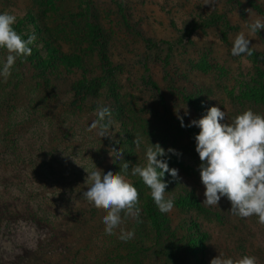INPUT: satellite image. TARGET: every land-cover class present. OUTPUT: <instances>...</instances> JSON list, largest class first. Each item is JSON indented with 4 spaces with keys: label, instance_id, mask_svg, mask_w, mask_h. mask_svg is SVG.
I'll return each instance as SVG.
<instances>
[{
    "label": "rangeland",
    "instance_id": "obj_1",
    "mask_svg": "<svg viewBox=\"0 0 264 264\" xmlns=\"http://www.w3.org/2000/svg\"><path fill=\"white\" fill-rule=\"evenodd\" d=\"M3 12L16 15L15 30L36 41L7 82L0 78V264H170L147 250L151 232L139 209L122 225L133 239L104 233L106 213L82 198L86 170L115 174L134 158L144 166L147 147L158 143L182 153H169L181 177L172 182L165 173L171 189L188 186L205 199L199 159L176 113L184 122L199 119L209 100L231 118L230 97L253 66L250 56L231 55L232 44L243 33L264 53V29L251 35L248 28L264 20V0H0ZM227 20L234 29L224 36ZM101 106L111 112L101 122L105 137L88 130ZM129 171L121 174L129 179ZM218 205L229 222L192 208L170 211L176 237L194 245L183 253L187 264H210L220 253L264 264V225L230 213L226 197Z\"/></svg>",
    "mask_w": 264,
    "mask_h": 264
},
{
    "label": "clouds",
    "instance_id": "obj_2",
    "mask_svg": "<svg viewBox=\"0 0 264 264\" xmlns=\"http://www.w3.org/2000/svg\"><path fill=\"white\" fill-rule=\"evenodd\" d=\"M17 17L9 12L0 13V51L4 56L0 58V78L4 82L12 75V69L17 59L26 60L32 54V45L36 41L34 33L19 34L14 25ZM251 35L264 29V20L256 19L248 25ZM250 40L243 33L235 37L231 55L251 56ZM185 108V115H188ZM111 115L107 107L97 109V120L88 127L89 131L100 129V137L109 136L108 125L101 123ZM181 127L199 128L194 136L195 151L199 156V176L204 187L203 203L205 206H217L222 197H226L231 204L230 213L241 219L253 216L257 223L264 225V114L245 109L225 122L226 111L219 106H211L206 114L199 119H193L185 125L184 117L176 113ZM133 143H137L134 139ZM170 154L179 157L182 153L169 148L165 151L158 143L147 147L144 166L125 162L117 173L108 171L106 174L99 170L87 171L85 184L87 190L82 198L87 204L102 210L101 217L106 235H117L122 242H128L135 236L134 231L122 227L125 218L133 214L139 204V191L125 175L130 168V174L138 177L150 190V196L161 213H168L174 207V201L166 198L168 182L165 173L173 180L181 179L179 170L170 168L168 160ZM110 156L117 155L112 149ZM122 158V156H117ZM76 163V162H75ZM77 164V163H76ZM138 211V210H137ZM122 213L124 214L122 216ZM210 264H257V258L242 255L238 258L225 257L223 253L211 259Z\"/></svg>",
    "mask_w": 264,
    "mask_h": 264
},
{
    "label": "trees",
    "instance_id": "obj_3",
    "mask_svg": "<svg viewBox=\"0 0 264 264\" xmlns=\"http://www.w3.org/2000/svg\"><path fill=\"white\" fill-rule=\"evenodd\" d=\"M211 20L208 22L212 23L213 21ZM224 26L225 29L224 31H222V34L224 36L229 32L230 29H234V27L230 25V22L228 20L225 22ZM95 29H96L95 24L90 26V33L92 35L91 44L92 46H94V48H95V38H98ZM192 31L193 29L186 27L185 31H183V35L189 36ZM96 42L99 45L100 58L101 60L104 61L105 57L102 50L104 45L99 40ZM252 52L253 54L250 56L251 60L253 61L252 70L249 71L248 77L245 79V81L240 86V88H238L237 93L230 97V106L233 107L234 110H233V114L229 116L231 118L227 119V122H230L234 116L244 111L245 109H249V108L252 109L254 112L264 114V53H262L261 51L259 52L254 48H252ZM75 66H78V68L81 69L80 63ZM83 80L84 82L85 81L89 82L90 80H93V78L92 76L88 77L86 75H83L81 81ZM145 83L147 85L148 84L153 85V83L150 80H146ZM185 97L195 107L196 104L195 102L197 98H194L191 95H187ZM206 103H207L206 104L207 109L211 107V103L209 100H207ZM195 108H197L196 110L200 112L199 105H197V107ZM190 121L191 119L185 121V124L186 125L189 124ZM187 131H188L187 132L188 149L189 151L193 152V156L198 160L199 156L195 151L194 136L198 134L199 128L195 126L187 127ZM151 135H154V133ZM137 161L138 159L134 158L133 161L129 163V167L131 168V166L133 164H136ZM198 161L200 162V160ZM168 163H169V167L173 168V165L169 160ZM128 174H129V181L134 184V186L138 189L140 194L139 204L136 206L135 209H139L140 214L144 215L145 223L148 225L151 232L150 245L148 246L147 250H149L151 255L157 257V259L161 258L165 261L171 259L170 264H175L180 262L187 264L190 260L189 258L190 255L187 254V256H184L183 253L185 251H188V248L190 250H193L194 245L191 244L192 245V249H191L190 244H187V241L186 243L184 242L185 239L179 240L178 237H176L175 233L177 232H175V229L177 228V226H173L172 224L171 213L170 212L161 213L150 196V190L143 184V182L138 177L131 176L130 171ZM168 179H170L171 181L173 180L172 177H168ZM173 185H175V183H173ZM173 185L168 184L165 196L166 198L173 199L175 207L181 209H189V208L197 209L201 212H204L209 217L213 218L215 221L221 224L229 222L226 209L225 207H223V205L205 206L204 204H202L204 199H201L198 196V194L195 191H193V189H191L190 187L185 186L186 187L185 190H179V189L174 190L171 189ZM202 235H204L203 232ZM195 253H196L195 251L194 252L192 251L193 255H195ZM204 254H205L204 251H202V255Z\"/></svg>",
    "mask_w": 264,
    "mask_h": 264
}]
</instances>
